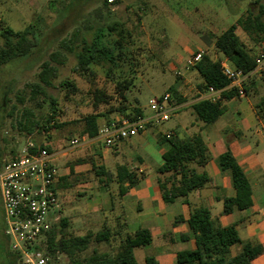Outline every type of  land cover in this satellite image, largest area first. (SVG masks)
I'll use <instances>...</instances> for the list:
<instances>
[{"label":"rangeland","instance_id":"obj_1","mask_svg":"<svg viewBox=\"0 0 264 264\" xmlns=\"http://www.w3.org/2000/svg\"><path fill=\"white\" fill-rule=\"evenodd\" d=\"M261 4H264V0H0V50L4 42L2 26L8 25L20 31L32 24L38 40L29 57L0 67V169L4 161L21 152L32 138L48 144L52 148L51 153L58 152L63 156L64 152L70 151L71 140L78 139L79 143L83 141L80 135L83 125L80 121L86 114L115 110L121 106L116 87L118 81L132 82L126 90L125 104L130 108L139 106L145 115L153 116L150 100L169 91L174 81L182 76L178 72L187 64L184 56L177 60L175 52H183V47L192 49V52L197 51L196 46L202 42L211 43L213 36L227 29L248 10L257 13ZM113 22L124 23L126 31L130 33L122 48L116 45V33L108 29V24ZM97 35L101 46L114 48L112 67L109 69L110 64H92L93 73H81L76 69V53L81 48L82 38L92 41ZM241 36L252 54L264 49V41L253 42L243 30ZM70 38L74 39L73 52L63 47L64 40ZM201 49L214 59L220 58L210 45ZM56 50L66 53L67 61L59 66L53 86L47 88L58 107L54 119H51L52 106L48 99L43 101L41 96L30 99L26 84L38 80L42 62ZM66 79L76 84V92L67 93L61 86V82ZM247 84L250 87L249 99L257 107L264 97V72L250 74ZM95 89L105 90L114 99L109 104L100 103L95 108L92 95ZM26 108L33 112L30 119L37 121L40 126L35 127L32 134L18 127V121ZM117 115L121 114L115 111L109 114V118ZM174 122L173 114L162 125L169 128ZM75 178L76 183H89L96 191L89 194L75 191L70 195L73 196L74 205L85 208L97 206L94 197L102 198L100 187L105 184L98 176ZM107 185L113 194L111 208L105 211L99 209L100 212L95 213L99 216L94 219L86 217L80 230L73 229L69 221L68 230L74 234H85L90 230H101L107 225L114 231V236L108 242L93 241L88 249L81 252V257H88L94 249L115 253L120 246V236L115 235L116 222L113 216L121 212L125 214L126 208L132 217L137 213L132 198L128 197L127 205L124 206L121 203L122 195L114 182L110 180ZM122 229L123 232L127 230L126 224ZM145 250V246L135 249L139 264L144 263L142 253ZM58 261L60 264H72L65 254H60ZM17 262L11 251L10 238L5 234V214L0 194V264Z\"/></svg>","mask_w":264,"mask_h":264},{"label":"trees","instance_id":"obj_2","mask_svg":"<svg viewBox=\"0 0 264 264\" xmlns=\"http://www.w3.org/2000/svg\"><path fill=\"white\" fill-rule=\"evenodd\" d=\"M263 16L264 4H261L257 13H254L251 9L248 10L245 15L239 17L227 29L213 36L216 51L227 57L236 70L247 76L243 83V89L247 94L250 93V87L247 84L248 77L255 69L256 62L236 30L240 27L253 42H263ZM108 29L116 33L118 36L116 45L122 48L126 36L130 34L129 31H126L124 23H110ZM1 36L4 42L0 50V67L29 57L38 44L35 26L32 24L20 31H15L8 25L2 26ZM97 37L98 35L94 36L92 41L82 38L81 48L76 53V69L81 73H93L92 64L100 66L110 64L108 65L109 69L112 67L111 63L115 59L114 48L101 46ZM73 44L74 39L70 38L64 40L63 47L68 52H73L75 48ZM66 61V53L60 50L51 52L49 58L41 64L38 80L26 84V87L29 88L30 99L35 100L39 96L42 97L43 101L48 99L52 106L51 119H54L58 107L56 100L49 95L47 88L53 86V80L59 74V66ZM194 69L199 72L204 80L200 86L202 90L207 91L212 86L221 91L219 100L213 101L206 98L193 105L194 112L200 120L205 123H213L226 111L223 101L240 96L239 90L229 86L230 80L222 71L221 58L214 59L209 53H205L201 60L194 65ZM258 74L260 73L258 72ZM131 84L130 80L118 81L116 84L121 106L106 112H91L81 119L80 122L83 125L80 133L81 137L84 135L89 138L98 136L100 129L98 118H109V114L115 111L131 119L145 117L141 107L130 108L125 104V101H127L126 90L129 89ZM61 86L67 90V93L77 91L76 84L69 79L63 80ZM169 92L173 94L174 98L179 99L178 91L174 86L170 87ZM92 95L95 108L100 103L109 104L114 99V96L107 94L102 89H95ZM256 108H258L259 116L264 121V97L261 98ZM31 116H33L32 110L26 108L22 118L18 121L19 130H25L27 134H32L35 127H40L37 121L30 119ZM32 139L36 144V148L30 150L31 153L35 154L42 149L52 152V148L48 144ZM159 141L168 144V148L163 153L164 163L157 169L159 173L163 174V177L159 179L163 200L166 203H174L178 198L186 200L192 191L202 188L209 181V177L205 172L198 171V167L203 166L208 159V147L201 135L182 139L178 136L169 137L164 134L159 136ZM220 161L223 170L230 173L232 185L236 189L235 197L225 199L224 213H231L235 209L250 208L253 205V191L244 169L230 150L221 154ZM100 169L104 170L102 167L97 168V174L104 176L105 172L100 173ZM139 179V176L135 172L128 171L126 166H119L116 180L120 184V194L124 195L130 187L139 182ZM76 181L77 178L70 180L68 177L63 176L57 186L60 188L72 187L76 184ZM100 181L104 182L103 179H100ZM125 183H128V185L126 186ZM116 216L115 235L120 236L119 249L113 254L99 252L94 249L88 257H81V252L88 249L93 241H110L114 236V231L111 227L105 225L103 229L96 232L90 230L85 234H74L68 230V219L61 217L47 232L45 254L49 257V264H60L58 261L60 254L67 255L72 264H139L135 249L149 245L152 242L151 232L147 228L140 227L132 232L127 230L123 232L121 231L123 230L122 227L126 224L123 221V216L121 214ZM182 221H184L182 217H177L175 223ZM186 221L195 239L196 247L179 251L174 264H251V261L263 251L262 246L253 245L249 241L242 240L235 225L223 226L212 218L207 207H192ZM182 237L186 238V236ZM234 245H241V250L234 256L228 257L230 249ZM11 251L14 252L15 259L18 260L19 253L12 249ZM143 264L160 263L154 256L149 255L146 256Z\"/></svg>","mask_w":264,"mask_h":264},{"label":"crops","instance_id":"obj_3","mask_svg":"<svg viewBox=\"0 0 264 264\" xmlns=\"http://www.w3.org/2000/svg\"><path fill=\"white\" fill-rule=\"evenodd\" d=\"M240 29L237 28L236 32L243 41ZM209 45L214 48L213 37L211 43L202 42L196 47L202 50V47ZM182 50L181 54L175 52L176 59L184 56L187 64L180 69L182 76L172 84L179 95V99L174 98L172 115H175V122L172 127L164 128V122L150 120L144 131L117 140L111 147L105 146L99 136L89 138L84 135L76 150H71L77 147L72 146L63 156L58 152L52 153L60 179L63 176L70 180L75 177L95 176L105 179L102 182L105 185L100 187L102 198L94 197L97 206L89 205L88 208L75 206L73 196L70 195L75 191L92 193L96 191L93 185L81 182L72 187L57 186L61 217H67L72 228L80 230L86 217L94 219L99 216L95 214L99 209H110L113 194L108 190L107 183L112 180L120 193V184L116 180L118 168L126 166L128 171L135 172L140 179L122 195L121 203L127 205V198H132L137 213L132 217L127 208L125 214L121 213L127 231L132 232L140 227L151 232L152 242L145 246L146 252L142 253L144 261L146 256L152 255L160 264H174L179 251L195 248V239L186 220L192 207L203 206L210 210L212 218L221 225H235L242 240L262 246V253L255 257L251 264H264V121L247 93L245 96H235L223 101L226 111L215 122L205 123L200 120L193 105L211 97L200 87L204 80L199 72L194 66H188L192 49L183 47ZM217 55L221 59L225 57L220 52H217ZM144 116L151 117L145 114ZM111 119L99 117L98 124L101 127ZM164 134L182 139L201 135L208 147V159L203 166L198 167V171L205 172L209 181L202 188L192 191L186 200L178 198L174 203H166L163 200L159 182L163 174L157 170L164 163L163 153L168 148L167 143L159 141V136ZM227 150L232 152L244 169L253 191V205L248 209H235L231 213H224V202L227 197L236 196V189L232 185L230 173L223 170L220 161L221 154ZM99 167L104 169L99 170L100 173L105 172L104 176L97 174ZM116 215L113 216L115 221ZM177 217H182L184 221L175 223ZM240 250L241 245L232 246L228 257L234 256Z\"/></svg>","mask_w":264,"mask_h":264},{"label":"built area","instance_id":"obj_4","mask_svg":"<svg viewBox=\"0 0 264 264\" xmlns=\"http://www.w3.org/2000/svg\"><path fill=\"white\" fill-rule=\"evenodd\" d=\"M110 2L114 0H109ZM205 54L197 50L188 59V66H194ZM256 67L252 73L264 72V49L253 54ZM222 71L230 80V85L245 96L243 83L247 78L236 70L229 59H221ZM181 74V72H178ZM211 100L220 99L221 91L210 86L207 90ZM174 97L169 91L150 100L154 115L150 118L131 119L117 115L100 127L98 136L105 146L111 147L117 140L139 134L147 128L150 120L165 122L174 111ZM79 144L78 139L71 140L72 146ZM36 148L33 140L17 155L6 160L0 170V194L5 214V234L10 238L11 249L20 257L17 264H49L45 254L47 232L60 220V197L57 183L60 173L54 163V156L46 149L33 154Z\"/></svg>","mask_w":264,"mask_h":264}]
</instances>
